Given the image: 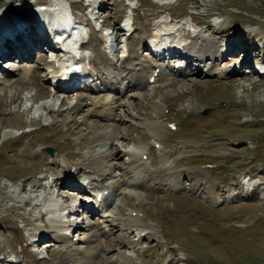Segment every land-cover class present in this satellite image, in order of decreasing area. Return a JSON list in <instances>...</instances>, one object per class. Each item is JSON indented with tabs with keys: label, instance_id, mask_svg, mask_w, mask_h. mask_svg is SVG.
<instances>
[{
	"label": "rangeland",
	"instance_id": "374dc122",
	"mask_svg": "<svg viewBox=\"0 0 264 264\" xmlns=\"http://www.w3.org/2000/svg\"><path fill=\"white\" fill-rule=\"evenodd\" d=\"M57 2L75 16L73 23L79 36L71 41L80 44L85 60L91 52V46L86 44L90 33L95 30L100 40H112L115 54L118 47L114 40L126 36L127 22L132 21L136 33L149 25L154 33L174 26L171 36L187 44L195 39L192 31L199 32L213 48L217 72L226 69L228 75L219 78L215 72L191 78L171 74L163 77V84L146 87L142 97L129 108L131 118L120 127L119 140L114 142L95 136L108 124L115 123L114 114L123 99L118 94L62 95L50 89L46 67L60 58L61 52L46 49L45 42L27 58L33 64L30 75L26 74L25 63L19 64L20 71L13 73L7 70L5 62L12 56L2 58L0 72L6 78L0 86V264H65L60 258L70 247L62 243L54 246L50 237L54 228L49 223L72 219L77 214L75 203L87 196L80 195L81 199L71 196L74 193L66 192L65 185L60 184L67 182L62 177L67 178L65 170L76 166L78 171L73 170V177L76 179L78 174L87 184L92 173L100 169L96 159L102 151L107 154L114 149L117 157L110 166L112 174L94 183L100 190L109 191L105 202H110L106 203L107 208L112 206L110 215L116 217L109 220L124 223L114 228L101 214L91 216V225L101 229L97 241L104 246L94 264H120L124 255L130 256L133 264H264V78L258 72L264 58V0ZM32 4L31 9H38L37 5L50 7L49 0H7L0 3V10L7 12L8 20L11 13L19 12V18H27L29 26L31 9L26 6ZM38 27L39 24L31 30ZM233 40H239L248 54L224 61L225 56H220ZM137 54L149 66L150 58L144 57L147 53L142 46ZM67 56L65 60L71 55ZM169 69L170 66L165 71ZM165 84L173 88L169 95ZM106 98L109 99L104 104L106 110L100 107L103 112H95L100 114L96 118L91 113L96 110L93 104ZM78 99L84 102L82 113L68 115V106ZM157 103L166 109L158 113ZM204 110H209L207 116H202ZM154 121L166 124L160 138H155L147 126ZM169 123L177 125L178 131H170ZM5 131L11 134L4 136ZM46 147L54 149L53 157L43 151ZM141 148L146 149L145 156L154 169L162 164V150L172 152L167 160L175 164L174 169L197 174L205 195H196L190 189L170 195L165 193L172 192L157 189L151 192L150 187L126 186L131 177L128 169L132 156L139 154L141 159ZM138 165L137 162L136 167L132 165L133 176L144 170ZM245 175L255 179L244 180L252 184L251 188L242 184ZM186 177V187L190 188V177ZM35 197L38 200L31 203ZM48 199L61 210L49 212L43 205ZM132 214L140 215L139 227H129L126 218ZM36 232L43 238L32 247L30 236ZM141 236L145 240L138 241ZM76 239L75 235L72 241Z\"/></svg>",
	"mask_w": 264,
	"mask_h": 264
},
{
	"label": "bare ground",
	"instance_id": "6f19581e",
	"mask_svg": "<svg viewBox=\"0 0 264 264\" xmlns=\"http://www.w3.org/2000/svg\"><path fill=\"white\" fill-rule=\"evenodd\" d=\"M49 1H50V7H48L47 9L39 10V9L35 8V10L33 11V14L35 16L34 19L39 24V27L36 30H31V28L33 27L31 24H29V26H27V21H28L27 18L22 19V18H18L16 16H12L10 18V20H8L7 12L5 10H0V46L3 43V46H2V48H4V49H2L3 51L4 50H6L8 52L18 51V55L20 57H23V58L26 57L27 58V57H29V49L31 48V46H34L35 44H37L36 41L38 40V42H39L40 39L42 38L43 32L45 31V27H47L48 30H56V34L58 36L57 41L59 44V48L64 51V55L62 56V58L58 62L59 67H58L57 71H60V70H65V69L70 68L73 64L76 63L75 62L76 57L81 55V53H80L81 50H79L78 46L75 45L71 41L72 37H78L79 35L76 34L77 29L74 26L75 22L73 23V18L71 16L69 10L67 11L64 8H62L60 5H58L57 4L58 0H49ZM168 20L166 21V23L169 22ZM172 23H170V25H172ZM124 24H126V23H124ZM179 24H181V23H179ZM178 26H177V28H178ZM126 27H128L127 28L128 32L132 31V21H128ZM173 27L170 29L164 28L165 30L158 29L159 31L156 30L155 33L152 32V34H153L152 38L153 39L150 41V43H151L150 48L157 55H159V54L162 55V54H164V52H163L161 47H163V45L168 46V45H170L168 43H171V44H173V48L176 50L174 52H176L177 54L180 52L184 53V54L187 53L189 60L181 61L182 66L177 71H175L173 69L174 68L173 66L175 64L171 66L172 69L170 68L167 71L161 70L159 75H158V78H157L158 80L162 79L163 77H166L167 75L169 76L170 74L179 75V76H182L184 78L197 77V76H200V74H204V73H206L205 75L209 76L212 73L215 74V72L219 75V78H222L223 76H225L227 74L226 69L219 70L218 72H217V69H215L214 63L216 61H215L214 56H213V48L210 45V43L208 42L209 41L208 39L204 38L199 32L193 30L192 31V33H193L192 37L195 39H193L192 42L187 44V42H185V40H182V39L176 40L177 38L175 39L174 37L171 36V35H174L172 33V31H174L175 28H173ZM156 28H158V27H156ZM93 32H92L93 35L91 36V40L94 43H97L98 39L96 37L95 30ZM150 32H151V25L146 27V29H144L143 32L136 33L134 35L133 39H129L128 41L125 42L126 47L128 48V50H130L128 52V54L130 53V59L129 60L123 59L124 61L120 60L121 61L120 64L115 60V58H114V60L116 62L109 59V57H104L103 52L100 49L95 48V50H93L92 57H90V59H91L90 64H91V68L93 70L92 73L94 75H96L99 80H101L102 82H105V84H106V86L104 87L105 89L100 88V91L101 90L102 91H107V90L113 91V90H115V91L120 92V94L123 96V99H121L122 103H120V106H119L120 108L118 107L119 111L116 114H114L113 120H116L115 123H112L110 125L108 124V126H105V128H103L104 130L99 132L97 134V136H95V139H99V140L102 139L103 141L110 140V141H114V142L118 141L119 140V134H120V127L123 126L131 118V113L129 111V108L133 107L136 100L138 98L142 97V91L146 87L150 86L147 83V79L150 77L152 70H150L147 67H143V65L141 64V62H139V60L137 58L138 55L136 52L139 44H141L144 40L150 39V37H149ZM38 33H41V36ZM78 33L80 34V32H78ZM37 35H39V37H41V38H39V37L35 38L34 37ZM163 35H166V36H163ZM85 36L86 35H84L83 37L85 38ZM26 37H28V40L24 39ZM148 37H149V39H148ZM15 40L18 41V43L15 45L14 49H12V46H13L12 44L14 43L13 41H15ZM106 41L108 43L107 47L109 48V51H110L109 53L114 55L113 49H111L112 40L107 39ZM75 42H76V40H75ZM8 45H10V46H8ZM21 46L26 48L25 50H27V52L24 53L23 48H21ZM30 50H33V49L31 48ZM169 50L173 51L172 48H169ZM223 53H225V49L223 50ZM76 54H78V55H76ZM66 55H68L67 57H69L71 55L70 56L71 58L69 57L68 60L67 59L64 60ZM124 56L125 55H122V57H124ZM25 64L26 65H23V66H26V69H27L26 74L30 75L31 71H32L31 69H32L33 64L31 65L30 63H27V62ZM9 65H10L11 71L13 73L20 71V69H21V67H19L20 65L18 66V63L13 62V60L7 61L6 66H9ZM23 66H22V68H24ZM49 66L51 67L52 64L48 65V67ZM202 68H205L206 70L205 69L202 70ZM166 69H168V67ZM260 69H262V68H260ZM263 72L264 71H262V73ZM5 78H6V76L4 74L0 75V86L4 83ZM123 80L127 81V85H128L125 89H123V87L121 86V83ZM157 82L158 81H156L155 83H157ZM115 83H117V84H115ZM164 87H166L168 89L166 91V95H169L173 91V88H171V87L168 88V86H166V84L164 85ZM116 99H118V98L116 97ZM90 100H92V99H90ZM107 101H109V99L106 98L105 101H103V102H101V101L95 102L96 104H93L94 102L91 103V104L95 105L96 110H97V107H99V109H98L99 111H96V110L91 111L92 115L96 116V118L99 117L100 114H97L95 112H99V113L103 112L102 110L106 108V106L104 104ZM83 103H82V100L78 99L75 104H73V105L71 104L70 106H68L67 114L70 116L79 115L81 109L84 106ZM46 105H47V101H46ZM49 106H51V105H49ZM100 107L102 108V110H100ZM155 109L158 113H161L162 110L164 109V105L157 103L155 105ZM105 110H104V113H105ZM81 113H82V111H81ZM108 115H110L109 112H108ZM103 118H105V117H102V119ZM81 123L82 124L85 123L84 117H82ZM147 126L149 128H151L152 134L154 135L155 138H160V135L162 134L163 129L165 128L166 124L154 121V122L148 124ZM103 127H104V125H103ZM7 134H11V131H5L4 132V136H7ZM12 134H14V136L17 135L16 132H14ZM114 150H112V152L107 153V154H104V152H103L104 150H103L102 153L99 155V157L96 159V162L101 164L98 172L92 173V177H96L95 178L96 180H103L105 177L112 174V172H111L112 168L110 166L112 164V161H114L117 157V152H114ZM140 151H142V155L146 154V153H144L146 151L145 148H141ZM169 153L172 154V152H168V151H164V150L161 151L160 159L162 161V164H160V166L156 169H154L152 167V163L150 162V160L148 158L146 159V161H143L142 159H138L139 154L133 155L132 161L129 164L130 166L128 169V172L130 173L132 180L131 179L127 180L125 182L126 186H128L130 188H134L137 186L143 187L145 185L146 180H150L153 178L152 184L148 185V187H150V188L151 187H158L163 192L169 191L172 193H174L176 191H181L184 189L185 190L190 189V191H192L196 195H198L199 193L204 194L200 190V184H199L200 179L198 180L199 176L195 173H190L187 170L174 169L175 164L170 163L169 160H167L169 157ZM136 162H137V164H139L138 166L139 167L142 166L144 168V170H142L140 174H136L133 176L132 175V173H133V170H132L133 166L132 165L135 166ZM154 176L156 178H154ZM186 176L190 177V181H191L190 188L186 187V184H185L186 183L185 180L187 178ZM187 180H188V178H187ZM242 184L247 188H251V186H252V184H250L244 180L242 181ZM10 187H12V186H10ZM69 187L74 188V185H70ZM14 191L19 192L15 188H14ZM99 191L102 192L101 190H99ZM131 192L132 191H130L129 194H131ZM208 194H210V192H208L207 195ZM12 197H13V195H12ZM74 198L76 199L77 197H74ZM107 199H108V196L105 197L103 200L106 201ZM33 200L36 201V200H38V198L35 197V198L31 199V201L30 200L29 201L31 203H34ZM43 205L45 206V208L47 210H50L52 212H55V211L58 212L61 210L59 208V206L54 204V201L52 199H48L47 201H45L43 203ZM101 206L103 207V204ZM133 215H135V214H132V216L130 215V217L126 218V221L128 222L129 227H139L142 224V220H141L140 216L136 215V217H133ZM109 217L116 218L113 215V213L111 215H109ZM51 221L52 222L49 223V225H51L55 229L54 232L57 230L62 231L61 229L63 228V225L61 223L53 222V220H51ZM107 221H110L109 218L107 219ZM110 222L114 228H120L123 225L124 220H122L120 222L119 219H113ZM100 234H101L100 229L94 225H91V224H88L84 228H80L78 231H76V236H77L76 241L70 240L69 237L59 236L57 232H55V233L52 232L53 237L58 242L62 243L63 245H65L67 247H70V250L68 252H65L60 258V260L64 261L65 264H94L95 263L94 259L99 254L101 255L104 251L103 243H100L97 241V237H99ZM30 238L32 241L31 245L34 246L43 238V235L41 236L40 233L36 232L35 235H31ZM141 239H143V238L140 237L139 240L141 241ZM133 262L134 261L131 260L130 256L124 255L123 258L121 259L120 264H133Z\"/></svg>",
	"mask_w": 264,
	"mask_h": 264
},
{
	"label": "water",
	"instance_id": "95a60500",
	"mask_svg": "<svg viewBox=\"0 0 264 264\" xmlns=\"http://www.w3.org/2000/svg\"><path fill=\"white\" fill-rule=\"evenodd\" d=\"M7 0H0V3H5ZM207 112H204L206 114ZM44 152L48 153L50 156H54V149L51 147H46L43 149Z\"/></svg>",
	"mask_w": 264,
	"mask_h": 264
}]
</instances>
